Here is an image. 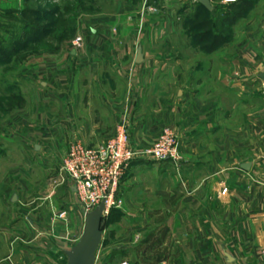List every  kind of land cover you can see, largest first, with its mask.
Segmentation results:
<instances>
[{"label": "crops", "instance_id": "1", "mask_svg": "<svg viewBox=\"0 0 264 264\" xmlns=\"http://www.w3.org/2000/svg\"><path fill=\"white\" fill-rule=\"evenodd\" d=\"M263 1L209 0V10L198 0H115L83 28L73 60L30 77V110L0 133L33 150L39 167L58 166L74 143L100 147L122 126L136 147L166 130L177 138L178 160L130 166L119 192L130 230H102L96 264H264V15L254 19ZM183 40L195 42L190 68L177 56ZM20 172L0 171V264H68L79 243L70 180L62 173L31 190ZM55 191L70 226L42 225V197Z\"/></svg>", "mask_w": 264, "mask_h": 264}, {"label": "rangeland", "instance_id": "2", "mask_svg": "<svg viewBox=\"0 0 264 264\" xmlns=\"http://www.w3.org/2000/svg\"><path fill=\"white\" fill-rule=\"evenodd\" d=\"M7 1L9 4H3V0H0V44H4L3 48L6 58L5 65H1L0 63V128L6 124L8 119L12 121L18 113H25L30 110L29 100L33 90L29 83L30 77H33L32 75L37 74V72L50 71L48 63L52 61H56L57 65L60 66L62 65L61 60H73L71 52H78L84 47V41H82L81 49H76L74 42L77 38H82V30L88 25L87 23L96 21L99 14L102 15L115 10V0ZM20 3H22V6H20ZM262 5L264 6V1ZM24 9L28 12L20 14L21 10ZM263 15L264 7L254 17L255 21ZM36 23L45 29V31H30V26H35ZM253 25L256 24L254 23ZM210 30L212 31L213 29L204 28L203 32H210ZM176 43H179V47L181 48L178 53L181 54H177V56L188 59V62H186V65L189 66L188 68L196 65L198 58L194 55L193 50L195 42L193 40H183ZM59 61L61 62L59 63ZM258 80H261V76ZM19 106L21 108H18ZM68 151L64 154L62 162ZM33 153L34 151L32 150L28 154L18 142L11 143L8 138L3 137L0 133V171L4 173L21 171V174H23L22 171H25L27 182H31V185L28 184L31 190L42 186L51 187L50 184H52L53 179L62 175V162H59L58 166L42 163L43 165L39 167V163H35L36 160L33 157ZM136 175L133 176L136 179L139 178V182L141 183L139 186L145 188L147 184L145 172H138ZM34 180H37V182H34ZM129 181L124 185L123 194L133 191L131 190L133 188L132 183ZM57 192L58 196L54 195L51 197L50 195L42 197V225L44 227L52 228L55 226V222L71 220L67 216L64 217L65 219L61 218V214L64 213L62 211L65 208L66 200L64 201L65 197L61 191H55L56 194ZM34 193L35 191H32L30 196L22 198V201L26 202V205L29 202L37 201ZM26 198L29 199L27 200ZM74 202L77 204L79 210L72 211L74 214V225L70 233L74 234L76 245L84 233L86 215L83 207L79 205L77 196ZM122 202L121 208L112 210L109 218L107 217L106 219L108 221L103 223L102 230L105 231V228H107V238L112 228H118V238L122 236L121 234H125L124 232L130 230L131 218L128 214H131L129 212L131 211V202ZM142 203L143 207H145L146 202ZM31 206L33 207L34 205ZM109 219L111 220L109 221ZM68 224L70 226V221Z\"/></svg>", "mask_w": 264, "mask_h": 264}, {"label": "built area", "instance_id": "3", "mask_svg": "<svg viewBox=\"0 0 264 264\" xmlns=\"http://www.w3.org/2000/svg\"><path fill=\"white\" fill-rule=\"evenodd\" d=\"M82 41L77 38L74 47L81 49ZM178 156V141L171 130H166L152 145L141 148L133 145L128 130L122 126L100 147L72 144L62 162L61 172L70 180L85 215L104 205V214L108 217L112 210L123 205L120 187L132 164L178 160ZM66 216L65 212L61 214L62 219Z\"/></svg>", "mask_w": 264, "mask_h": 264}, {"label": "water", "instance_id": "4", "mask_svg": "<svg viewBox=\"0 0 264 264\" xmlns=\"http://www.w3.org/2000/svg\"><path fill=\"white\" fill-rule=\"evenodd\" d=\"M207 9H211L209 0H198ZM264 82V75L261 77ZM104 205L85 216L84 233L77 246L69 253L68 264H96V253L102 242V223L107 218Z\"/></svg>", "mask_w": 264, "mask_h": 264}, {"label": "trees", "instance_id": "5", "mask_svg": "<svg viewBox=\"0 0 264 264\" xmlns=\"http://www.w3.org/2000/svg\"><path fill=\"white\" fill-rule=\"evenodd\" d=\"M26 12H28L26 9L21 10L20 14H26ZM29 23V22H27ZM30 24V23H29ZM30 31L32 32H43L45 31V29H43L41 26H39V24H35V26H30ZM4 44H0V63L1 65H5L6 64V58H5V54H4V48H3ZM18 108H21V106H19ZM109 218V216H108ZM105 221L107 222L108 220H104L103 223H105ZM103 223H102V229H103Z\"/></svg>", "mask_w": 264, "mask_h": 264}]
</instances>
